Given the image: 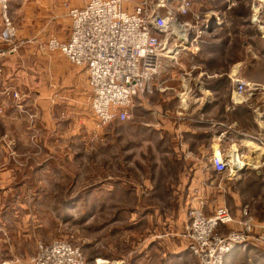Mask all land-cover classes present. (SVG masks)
<instances>
[{
	"label": "rangeland",
	"instance_id": "rangeland-1",
	"mask_svg": "<svg viewBox=\"0 0 264 264\" xmlns=\"http://www.w3.org/2000/svg\"><path fill=\"white\" fill-rule=\"evenodd\" d=\"M137 1L124 0L125 7L131 10ZM190 1L193 12H197L202 20L196 23L190 14H178L176 9L180 0H167L178 22H190L187 37L180 36L176 27V35L167 39L166 48L173 51H163V56L159 57L158 73L150 81L148 91L132 99L128 119L111 121L101 127L95 125L97 134L92 132L90 145L81 142L80 151L76 150L82 157L77 166L79 172L75 170L79 159L65 163L56 150L54 156L42 150L43 124L34 125L35 115L22 110L23 94L18 87H10L11 93H19L16 100L11 94L9 101L6 99L3 104L0 93V170L3 177L0 201L4 204L6 220L4 232L1 230L4 240L0 242V264H26L38 242L63 239L81 247L87 262L105 257L114 264H139L138 256L152 240L154 251H149L148 255H153V262L147 260L148 264H199L191 254L182 261L176 260L173 256L177 250L170 246L167 240L170 238L164 235L165 227L178 216L165 212L164 208L174 201L163 199V195L178 188L174 183H159L157 160L169 161L174 145L183 158L191 153L196 163L185 168L187 184L194 183L189 194L186 186L182 193L184 197L189 195L180 200L183 207L180 218L184 216L186 221L182 225L188 226L189 210L197 205L199 198L209 203L211 200L209 206L206 203L204 207L206 215L211 214L215 206L225 204L237 216L240 208L247 206L256 221L264 222V132H249L252 130L249 122L229 124L227 121L218 135L210 131L209 138L200 132L186 136L185 144L193 151L183 146V134L177 138L166 133L174 127V122L169 119L175 112L180 116L182 127L187 125L205 131L213 120L211 114L202 117L200 111L212 107L214 114L215 108H225L229 96L233 97L236 77L264 84V0ZM82 2L71 7L83 6ZM65 8L67 10V5ZM7 17L12 21L8 10ZM18 38L24 41L22 47L27 40ZM175 50L177 52L173 53ZM237 62L242 66L233 73L232 67ZM42 79L45 105L42 114L38 115L45 114L47 105L52 109L50 105L57 104L50 95L49 84L54 79L50 74H44ZM21 90L25 92L24 88ZM164 92L167 97L173 93L178 95L179 99L167 102L169 108L174 106L173 102L177 106L172 112H163L169 119L157 116L155 120L154 109H158L157 101ZM257 95L260 100L252 97L238 106L247 110L248 104L252 112L255 109L261 111L264 109L263 95ZM34 99L32 104L28 102L29 105H39ZM12 106L18 110L13 121H3L8 109L15 111ZM23 112L30 121L28 125ZM169 122L172 123L168 125ZM175 126H179L177 120ZM157 131L162 136V141L157 143L159 154ZM13 135L22 143H9ZM216 135L220 142L218 146ZM25 138L34 145L28 142L26 146ZM246 140L257 144L258 149L249 150ZM217 149L225 153L229 149L237 151L244 166L235 175L215 173L209 158ZM47 155L50 157L45 159ZM171 170L167 164L162 171L171 173ZM188 173L195 174V179ZM208 184H219L220 188L208 189ZM228 226L233 227V224ZM187 229L180 233L183 250H188ZM235 250L226 255L223 264H264V248L259 244L247 246L242 252Z\"/></svg>",
	"mask_w": 264,
	"mask_h": 264
},
{
	"label": "built area",
	"instance_id": "built-area-1",
	"mask_svg": "<svg viewBox=\"0 0 264 264\" xmlns=\"http://www.w3.org/2000/svg\"><path fill=\"white\" fill-rule=\"evenodd\" d=\"M7 6L8 0H0V42L7 45L0 48V58L15 53L24 43L17 37L15 24L7 17ZM192 6V1L180 0L176 11L181 15L190 14L198 23L202 17L193 12ZM67 15L69 38L62 41L49 36L45 46L86 70L91 89L90 112L97 127L130 117L132 99L147 92L150 81L158 73L159 57L163 56V51H173L166 48L167 39L176 35V27L186 38V30L191 27L189 21L178 22L167 0H138L131 10L125 7L124 0H87L83 6L67 5ZM234 80L235 102H245L258 93L264 95V84L238 77ZM11 94L15 100L19 98L18 92ZM217 150L219 154L214 151L209 158L215 173L235 175L244 166L237 151ZM208 186L220 188L219 184H208L206 188ZM205 205V199L199 198L197 205L189 210L186 232L188 251L199 264H223L230 251L250 245L259 244L264 248V222L256 221L247 206L241 207L234 216L225 204L215 206L211 214L206 215ZM229 223L233 227L221 232V226ZM26 264L114 263L101 257L87 262L81 247L63 239L38 242Z\"/></svg>",
	"mask_w": 264,
	"mask_h": 264
},
{
	"label": "crops",
	"instance_id": "crops-1",
	"mask_svg": "<svg viewBox=\"0 0 264 264\" xmlns=\"http://www.w3.org/2000/svg\"><path fill=\"white\" fill-rule=\"evenodd\" d=\"M87 0H8V15L12 19L13 23L17 26V35L22 39H26L25 44L20 47L18 52L13 56L9 57H1L0 58V93L2 94L1 101L4 104L6 99H10L11 89H18L22 92V98L20 100V105L22 110L33 113L34 116V125H37L38 122H42V128L45 130V133L41 135L42 142V150L54 156L56 151L60 158H62L65 163H73L71 159H79L77 164H75L78 172L80 169L77 166H80V162L82 161L80 146L81 142H88V146L91 143L90 137H92L93 133L97 134V128L95 126V118L91 115L90 112V96L91 89L87 84V72L82 67L71 64L60 52H50L47 50L45 44L49 36H54L55 38H59L62 41L67 40L70 32V21L68 19L67 10L65 8V4L72 5L84 3ZM210 14V13H209ZM207 14L208 16H210ZM207 16V17H208ZM1 21V19H0ZM1 28V23H0ZM6 44L0 42V48H6ZM242 64L237 62L232 67V72L236 73L240 70ZM44 74H50V76L54 79L53 82L49 84L51 87L52 99H56V105H50L52 109L48 108V105L45 109V114L38 115V113L42 114L43 111V95L45 91L42 92L43 85V77ZM234 74L233 76H236ZM254 83H260L259 81H249ZM44 84V83H43ZM159 84V83H158ZM157 84V87H159ZM14 86V87H12ZM16 87V88H15ZM25 89V92L21 90V88ZM168 89V88H167ZM165 90V89H164ZM160 91V90H159ZM166 91V90H165ZM175 91V90H174ZM161 92V91H160ZM163 92V91H162ZM176 93V92H175ZM166 94V95H165ZM262 95V94H260ZM258 95H253L257 100H260ZM230 100L226 104L225 108L222 106L221 109H216L211 113L212 107H208L205 111H200L199 114L201 116L206 117L211 114L212 117L210 125L206 127L205 131L203 128L199 129H191V127L181 126L179 119L180 116L175 112L174 115L171 113V118L164 117L163 112L169 110V112L174 111L177 106V103L173 102L174 106L170 108L167 106V102L172 99H179L178 95L175 96L173 93L171 96L167 97V93H162L161 100H158V109H154L155 120L156 117L159 116L162 119H169L174 122L173 129L166 130L167 134H172V137L177 136V138L183 134L182 143L183 146L188 150H192V148L188 147L186 143V136L190 134H206L209 138L210 131H215L218 135L222 130L225 123L228 121L229 124L237 122H249L251 129H247L251 133L256 132H264V109L251 111L248 108V104L245 106L247 110L243 106H238L241 102H235V98L229 96ZM32 98L39 103V105H29L31 103ZM37 98V100H36ZM264 100V95H263ZM9 101V100H8ZM29 102V103H28ZM264 103V101H263ZM32 104V103H31ZM171 104V105H172ZM264 105V104H263ZM15 111L7 110L3 117V121L10 122L13 121V115L17 113V109L12 106ZM54 107V108H53ZM216 107V106H215ZM7 109V108H6ZM5 109V111H6ZM25 119L27 118L26 113ZM176 114V115H175ZM263 115V116H262ZM39 116V117H38ZM41 119V121H38ZM2 120V119H1ZM27 125L30 123L27 118ZM177 120V124L179 126H175ZM169 122L168 125H170ZM42 128L40 127V131L42 132ZM214 128V129H213ZM28 130L29 126H28ZM43 130V131H44ZM31 133V130L29 131ZM93 132V133H92ZM161 132L156 133V148L157 154H159V146L157 143L162 141ZM42 134V133H41ZM159 134V135H158ZM215 136L216 145L218 142V137ZM51 136V137H50ZM54 136V137H53ZM50 137V138H47ZM179 137V138H181ZM38 138V136H37ZM26 146H28V142L33 144L32 141L28 138H25ZM30 140V141H29ZM214 140V139H213ZM212 140V141H213ZM1 141V138H0ZM190 141V139H189ZM9 143H19L22 141L18 140L17 136L13 135L11 139H9ZM214 143H212L211 148H213ZM248 143V140L245 141V145ZM247 146V145H246ZM249 150L252 148L247 146ZM206 148L209 146L206 145ZM56 150V151H55ZM76 150H79L76 152ZM193 151V150H192ZM1 154V153H0ZM47 155L48 159L50 156ZM166 155V154H165ZM183 158L179 153L177 147H173L171 151L170 160L164 162L161 160H157L158 164V178H161L159 183L170 185L172 183L178 188L171 192H164L163 195L165 198L163 199H172L174 201L171 203L170 207L167 206L164 208L165 212L170 213V216H178L172 220V224H168L165 228L164 235L167 239L170 246L177 252L173 256L176 260H183L186 256H190L188 250H183L180 246H182L183 240L180 238V233L185 232L187 227L182 225L185 221L183 215V207L180 204V200L182 198H189L185 194V197L182 195L183 190L186 186L188 190L187 194L190 193V189L193 181L190 182L191 185L187 184L188 176H186L187 167H193L196 163L193 160V155L188 153V155ZM169 164V167L172 169L171 173H164L162 170L165 169V166ZM0 165H1V155H0ZM47 174H49L48 170H46ZM80 175V173H77ZM191 178L195 179V174L188 173ZM186 178V179H185ZM204 180L207 178L203 177ZM2 170H0V193L3 190L2 185ZM150 181L149 184L150 185ZM147 184V183H146ZM196 184V183H195ZM208 189H213L214 187L208 186ZM169 187L167 188V190ZM187 196V197H186ZM211 203V200H209ZM209 206V202H206ZM4 204L0 201V242L3 243L4 234L1 233V230L4 232L5 229V217L3 213ZM230 210V209H229ZM240 212V210H239ZM238 212V213H239ZM233 214V213H232ZM186 222V221H185ZM228 228L231 226L225 225L221 226L220 231L226 232ZM152 240L147 242L148 247L144 250V253H140L137 258V263L141 264L144 260L146 264L147 260L152 261V256L148 255L149 251L152 253L154 251V246L151 245ZM168 244V246H169ZM168 246L166 248H168ZM165 249V246H163ZM161 249V248H160ZM244 249H236L235 251L242 252ZM161 253V252H160ZM149 257V259H146ZM105 258V257H101ZM226 258V257H225Z\"/></svg>",
	"mask_w": 264,
	"mask_h": 264
},
{
	"label": "bare ground",
	"instance_id": "bare-ground-1",
	"mask_svg": "<svg viewBox=\"0 0 264 264\" xmlns=\"http://www.w3.org/2000/svg\"><path fill=\"white\" fill-rule=\"evenodd\" d=\"M181 34V36H183L184 37V32L183 33H180ZM248 143H251L250 141H248ZM247 146H249V147H251L252 149H254V150H256V149H258V145L257 144H250V145H248V144H246ZM253 150V151H254ZM215 153L218 155L219 153L217 152V150H215ZM234 157H233V161H235V155H233ZM249 161V160H248ZM245 164V163H244Z\"/></svg>",
	"mask_w": 264,
	"mask_h": 264
},
{
	"label": "trees",
	"instance_id": "trees-1",
	"mask_svg": "<svg viewBox=\"0 0 264 264\" xmlns=\"http://www.w3.org/2000/svg\"><path fill=\"white\" fill-rule=\"evenodd\" d=\"M82 251H83V250H82ZM92 260H93V259H92ZM92 260H91V261H92ZM91 261H90V262H91Z\"/></svg>",
	"mask_w": 264,
	"mask_h": 264
}]
</instances>
